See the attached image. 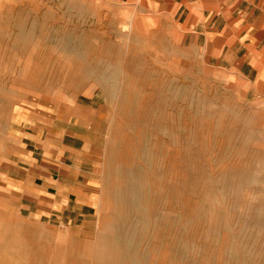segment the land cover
<instances>
[{"label":"rangeland","instance_id":"374dc122","mask_svg":"<svg viewBox=\"0 0 264 264\" xmlns=\"http://www.w3.org/2000/svg\"><path fill=\"white\" fill-rule=\"evenodd\" d=\"M31 110L45 156L87 130L86 194L14 184ZM0 264H264V96L151 0H0Z\"/></svg>","mask_w":264,"mask_h":264},{"label":"crops","instance_id":"0c3cea01","mask_svg":"<svg viewBox=\"0 0 264 264\" xmlns=\"http://www.w3.org/2000/svg\"><path fill=\"white\" fill-rule=\"evenodd\" d=\"M151 5L176 28L183 44L199 49L209 64L239 75L254 93L264 96V0H151ZM28 114L17 115L15 121L21 150L9 167L14 184L24 194L32 187L54 202L86 194L78 178L79 173L89 176L87 130L85 138L81 136L84 144L78 147L77 124L65 126L64 133L68 131L58 144L62 155L45 156L44 149L50 145L42 137L49 130L44 125L46 118L34 110Z\"/></svg>","mask_w":264,"mask_h":264}]
</instances>
